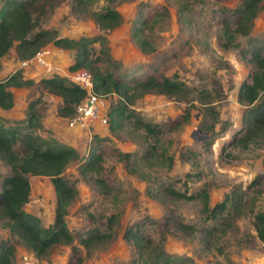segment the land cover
<instances>
[{"label": "rangeland", "instance_id": "rangeland-1", "mask_svg": "<svg viewBox=\"0 0 264 264\" xmlns=\"http://www.w3.org/2000/svg\"><path fill=\"white\" fill-rule=\"evenodd\" d=\"M238 2L91 0L86 5L87 11L108 5L121 14L112 28L104 29L89 15L72 11L70 0H45L43 10L38 7L32 10L36 20L34 30L47 28L54 29L57 36L97 38L87 44V50L104 74L111 73L128 82L148 74L166 75L186 87L168 95L147 92L129 105L136 116L159 125V133L152 135L134 122V115H125L124 111L113 122L109 120L106 111L117 102L115 93L104 95L105 124L91 121L86 127L72 128L66 124L67 118L56 114L60 96L46 92L37 80L51 75L66 78L68 65L73 62V49L47 42L43 47L49 48L53 67L49 70L35 65L23 67L22 78L34 83L8 86L13 89V109L17 114L23 108L25 113L28 102L33 100L40 123L34 133L53 136L77 150V159L67 163L62 171L76 189L64 216L72 235L71 243L79 248L81 260L76 264H146L145 257L159 249L184 258L186 264H264V242L257 238L254 228V214L264 210V143L241 146L231 137L241 126L243 105L237 101L236 92L248 70L240 49L255 40L264 55V0L249 33L237 35L239 46L222 47V9H231ZM162 6L166 7V14L160 13ZM138 7L148 21L137 30V36L153 46L151 51L141 50L131 37V20ZM2 57L8 58L7 62L13 61L12 67L17 64L14 46ZM3 72L6 76L13 70L6 67ZM17 114L0 118L13 123L22 118H17ZM185 114L187 118L182 120ZM94 135L101 138L98 148L102 151L106 192H101L77 168L88 148L96 143ZM207 140L210 145L206 147ZM20 146L19 142L14 144L18 153ZM118 151L128 155L120 157ZM168 157L172 159L170 164ZM9 171V165L0 159V186ZM27 178L30 190L23 208L47 225L52 221L55 206L53 185L45 175L27 174ZM166 185L187 193L204 186L209 206L221 201L225 194L238 196H231L225 208L212 219L201 210L199 197L170 196L162 191ZM169 215L186 226L165 225ZM135 222L150 239L142 255L123 237L125 228ZM92 226L109 231L111 236L84 247L79 238ZM0 240L14 246L9 264L68 262L71 243H57L36 257L9 233L2 219Z\"/></svg>", "mask_w": 264, "mask_h": 264}, {"label": "trees", "instance_id": "trees-1", "mask_svg": "<svg viewBox=\"0 0 264 264\" xmlns=\"http://www.w3.org/2000/svg\"><path fill=\"white\" fill-rule=\"evenodd\" d=\"M45 0H0V57L11 46H14L17 60L28 58L47 42L65 48L73 49V62L68 65V70L84 68L92 75L93 89L96 93L106 95L115 93L117 102L106 111L109 120L113 122L122 112L125 115H134V122L141 126L148 134H157L160 127L156 123L142 120L135 115L131 105L137 96L147 92L164 94L179 93L186 89L185 85L169 76H156L148 74L142 79L128 82L116 78L113 74H104L96 65V59L89 56L87 44L97 38L88 36L66 37L57 36L54 29L38 28L32 10L35 7L44 9ZM91 0H70L72 11L89 15L94 23L101 29L112 28L121 18L118 10L111 6H104L98 10H86V5ZM262 0H239L231 9L223 8L221 21L220 44L222 47H238L237 35H247L252 27L253 19L261 9ZM226 11L231 13L225 15ZM159 12V11H158ZM166 7L162 6L160 13L166 14ZM147 17L141 7H138L131 20V37L137 41L141 50L151 51L153 46L144 38H138L137 30L147 22ZM240 52L248 64L245 78L239 83L236 92L237 101L243 105L241 112V126L232 134L233 142L247 146L251 142L264 143V55L257 41H250ZM34 80L22 78L21 69L15 68L13 72L0 78V108L8 109L13 104L12 94L8 86L33 84ZM37 83L48 93L59 95L61 102L56 107V114L70 117L75 104L84 96V90L59 75L43 76ZM187 114L182 116V120ZM38 113L34 102L29 101L24 116L13 123H8L0 118V159L9 165L10 171L1 179L0 186V219L8 231L26 248L30 249L36 257L44 255L52 245L57 243H71L72 235L65 221L66 207L76 194L74 185L62 174L63 169L71 160L78 157L77 150L53 136H42L34 133V128L39 126ZM94 142L88 148L86 155L79 162L78 172L90 180L101 192L108 190V184L102 175V151L98 148L100 137L93 136ZM20 143V153L14 150V144ZM205 146L210 145L207 140ZM190 152H193L192 150ZM120 157H126L128 152L118 151ZM182 152H180L181 154ZM170 164L172 159L168 157ZM264 164V153L262 156ZM27 174L45 175L51 181L55 193V206L52 221L44 225L39 218L24 210L23 204L28 199L30 184ZM257 176H255L256 178ZM253 178L252 182H255ZM162 191L177 198L201 199V210L208 218H216L225 208V203L231 196L238 194H225L221 201L212 206L208 204L206 188L200 187L196 192L187 193L170 185L162 187ZM234 193V191L232 192ZM112 214L108 216L110 227ZM165 225L173 224L176 228L186 226L178 220H173L171 215L166 216ZM254 228L257 238L264 242V210L254 214ZM140 224L135 222L127 226L123 237L129 240L142 255L149 246V237L140 232ZM111 236L109 231H101L92 226L85 230L79 238L80 244L88 247L99 243ZM14 246L7 240H0V264H9L13 256ZM79 248L71 243L67 264L78 263ZM147 260V262H145ZM75 263V264H76ZM143 263L148 264H186L184 258L173 256L162 249L150 257H145Z\"/></svg>", "mask_w": 264, "mask_h": 264}, {"label": "built area", "instance_id": "built-area-1", "mask_svg": "<svg viewBox=\"0 0 264 264\" xmlns=\"http://www.w3.org/2000/svg\"><path fill=\"white\" fill-rule=\"evenodd\" d=\"M35 65L49 70L53 67L48 47L39 48L28 58L17 60L16 68ZM67 80L80 86L84 90V96L75 104L73 114L67 117L66 124L69 127L83 128L91 121L101 124L107 122L104 95L96 93L93 89L92 75L84 68L69 70L65 73Z\"/></svg>", "mask_w": 264, "mask_h": 264}, {"label": "crops", "instance_id": "crops-1", "mask_svg": "<svg viewBox=\"0 0 264 264\" xmlns=\"http://www.w3.org/2000/svg\"><path fill=\"white\" fill-rule=\"evenodd\" d=\"M8 58H6V57H2L0 60V64H1V67H0V78H3L4 76H5V73L3 72L4 71V69L6 68V67H8L9 69L10 68H12V70L13 69H15V67H16V64H15V66L14 67H12L13 66V61L11 62H7L8 60H7ZM16 62H17V60H16ZM23 75H25L24 74V72H23ZM8 89L10 90V92L12 93L13 92V89H12V87H8ZM14 100V99H13ZM61 102V99H60V101H59V103ZM14 103L15 102H13V104H12V106L10 107V108H8V109H2V108H0V116H5V117H8V115H12L13 113L15 114H17V112L16 111H14V109H13V107H14ZM24 109V108H23ZM22 109V110H23ZM19 111V113L16 115L17 116V118H20V117H23L24 116V113H23V111ZM15 116V117H16ZM15 117H12V118H15ZM52 129V128H51ZM53 130V129H52Z\"/></svg>", "mask_w": 264, "mask_h": 264}]
</instances>
